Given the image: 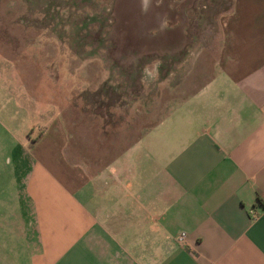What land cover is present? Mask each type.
Returning a JSON list of instances; mask_svg holds the SVG:
<instances>
[{"label": "crops", "instance_id": "0c3cea01", "mask_svg": "<svg viewBox=\"0 0 264 264\" xmlns=\"http://www.w3.org/2000/svg\"><path fill=\"white\" fill-rule=\"evenodd\" d=\"M54 118L0 165L26 264H264V0H232L213 76L102 165Z\"/></svg>", "mask_w": 264, "mask_h": 264}, {"label": "rangeland", "instance_id": "374dc122", "mask_svg": "<svg viewBox=\"0 0 264 264\" xmlns=\"http://www.w3.org/2000/svg\"><path fill=\"white\" fill-rule=\"evenodd\" d=\"M232 0H0V165L54 117L97 167L213 76ZM54 118V119H55ZM0 170V264H26L13 179Z\"/></svg>", "mask_w": 264, "mask_h": 264}, {"label": "clouds", "instance_id": "9594fccd", "mask_svg": "<svg viewBox=\"0 0 264 264\" xmlns=\"http://www.w3.org/2000/svg\"><path fill=\"white\" fill-rule=\"evenodd\" d=\"M150 4V0H141V6H142V10H147L148 6Z\"/></svg>", "mask_w": 264, "mask_h": 264}, {"label": "built area", "instance_id": "2783aa9c", "mask_svg": "<svg viewBox=\"0 0 264 264\" xmlns=\"http://www.w3.org/2000/svg\"><path fill=\"white\" fill-rule=\"evenodd\" d=\"M248 213H249V216H251V217H254L256 214L254 213V211H252V210H249L248 211ZM182 233L181 234H179L178 236H177V240H180L181 238H182Z\"/></svg>", "mask_w": 264, "mask_h": 264}]
</instances>
